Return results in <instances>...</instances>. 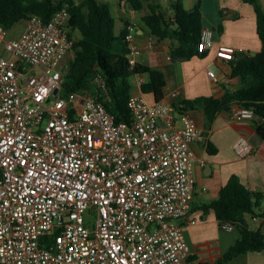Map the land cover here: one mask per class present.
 <instances>
[{
  "label": "built area",
  "instance_id": "1",
  "mask_svg": "<svg viewBox=\"0 0 264 264\" xmlns=\"http://www.w3.org/2000/svg\"><path fill=\"white\" fill-rule=\"evenodd\" d=\"M68 21L67 7L48 23L32 15L10 40L0 25V264H183L190 255L180 221L193 199L191 145L203 132L190 112L165 100L149 103L142 93L129 100L132 121L117 123L100 99L107 95L100 74L93 92L63 96V61L75 41ZM128 29L133 68L134 27ZM156 39L150 34L148 47ZM213 43L204 28L198 50ZM217 56L230 62L236 51L221 47ZM144 81L131 79L132 86ZM234 149L241 157L254 152L244 137Z\"/></svg>",
  "mask_w": 264,
  "mask_h": 264
},
{
  "label": "trees",
  "instance_id": "2",
  "mask_svg": "<svg viewBox=\"0 0 264 264\" xmlns=\"http://www.w3.org/2000/svg\"><path fill=\"white\" fill-rule=\"evenodd\" d=\"M135 11H142L145 3L153 0H126ZM171 18L159 4L150 5V12L142 17L150 34L160 40H173L172 56L191 59L205 54L198 45L204 29L202 0L187 8L184 0H168ZM251 4L256 13L257 33L261 50L253 56L238 58L232 65V76L237 77L241 87L226 91L222 97L203 96L193 100L171 102L175 110L184 114L192 109H203L206 123L210 125L226 107L237 105L249 109L259 120L257 134L264 141V9L259 0H243ZM67 7L70 35L80 34L74 41L71 56L64 72L62 95L94 91L92 83L97 74L106 81L107 95L100 96L117 123H130L133 115L128 106L133 94L131 79L141 75L145 78L142 92L153 95L155 102L164 101L166 79L164 73L146 64L130 65L131 49L128 21L123 30L116 32V16L111 4L105 0H0V25L10 30L17 23L39 16L50 22ZM237 56V55H236ZM204 211L213 210L220 225L229 223L240 232V239L223 255L218 264H226L233 258L253 251L264 250V232L251 227L248 216L264 219V192L250 191L237 177H232L220 192L217 200L206 204Z\"/></svg>",
  "mask_w": 264,
  "mask_h": 264
},
{
  "label": "crops",
  "instance_id": "3",
  "mask_svg": "<svg viewBox=\"0 0 264 264\" xmlns=\"http://www.w3.org/2000/svg\"><path fill=\"white\" fill-rule=\"evenodd\" d=\"M114 1L117 9L113 12L117 18L116 32L119 34L123 30L125 21L134 27L131 32L135 47L133 58L164 73V100L170 103L203 96L222 97L226 91L238 90L241 83L232 76L233 63L241 56H253L261 50L255 9L243 0H202L204 28L213 31L214 43L205 54L191 59L172 56L171 50L176 44L173 40L157 38L155 46L148 47L150 30L142 17L150 12V5L157 4L155 0L149 1L142 11H135L126 0ZM197 1L193 0V5ZM259 1L264 9V0ZM159 5L163 11L167 9L173 15L168 0ZM20 24L15 37L25 30L26 20ZM221 47L234 49L235 60L227 62L219 59L217 52ZM212 69H216L215 78L208 74V70ZM132 90L133 94L142 93L149 103L155 102L154 96L145 95L136 83H133ZM239 109L233 105L228 111L219 113L210 125L206 123L203 109L189 111L201 128L204 139L191 145L196 157L193 199L190 213L180 221L187 226L184 234L190 255L183 264H218L219 259L240 239L237 228L222 229L215 212H205L203 208L219 198L222 188L232 177H237L250 191L264 192V141L257 134L259 120L255 115L237 117L235 114ZM241 137L254 147V152L245 157L239 156L234 149ZM193 219H197V223L188 225ZM248 220L253 229L264 232V219L249 215ZM226 264H264V250L239 255Z\"/></svg>",
  "mask_w": 264,
  "mask_h": 264
},
{
  "label": "rangeland",
  "instance_id": "4",
  "mask_svg": "<svg viewBox=\"0 0 264 264\" xmlns=\"http://www.w3.org/2000/svg\"><path fill=\"white\" fill-rule=\"evenodd\" d=\"M78 2H80L81 0H77ZM107 1H109L110 2V4H111V8H112V10H113V12L115 13L116 12V6H115V1L114 0H107ZM156 1V3L157 4H160V3H163V1L164 0H155ZM148 1L145 3V7L148 5ZM185 4H186V6L187 7H192V6H194L193 4V0H185ZM147 9V8H146ZM146 12H148L147 10H146ZM164 12L166 13V14H169V18H171L172 17V15H171V13H170V11L169 10H167V9H165L164 10ZM210 12V11H209ZM210 14V13H209ZM17 25H18V23H17ZM14 26L13 28H11L10 30H7V35H6V40H10V39H16V38H18V37H15V34H16V32L21 28V24L20 25H18V26ZM16 27V28H15ZM73 38L75 39V41H78L79 39H80V34H78V33H76V34H73ZM71 56H73V52H70L66 57H65V59H64V61H63V66L64 67H66V65H67V62H68V60H69V58L71 57ZM211 71H213L214 73H216V69H212Z\"/></svg>",
  "mask_w": 264,
  "mask_h": 264
},
{
  "label": "water",
  "instance_id": "5",
  "mask_svg": "<svg viewBox=\"0 0 264 264\" xmlns=\"http://www.w3.org/2000/svg\"><path fill=\"white\" fill-rule=\"evenodd\" d=\"M241 57H242V56H241ZM241 57H240V58H241ZM229 109H230V107H226V108H225V111H228Z\"/></svg>",
  "mask_w": 264,
  "mask_h": 264
}]
</instances>
